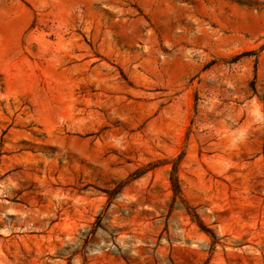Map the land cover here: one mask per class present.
Returning a JSON list of instances; mask_svg holds the SVG:
<instances>
[{
	"label": "rangeland",
	"instance_id": "374dc122",
	"mask_svg": "<svg viewBox=\"0 0 264 264\" xmlns=\"http://www.w3.org/2000/svg\"><path fill=\"white\" fill-rule=\"evenodd\" d=\"M263 145L264 0H0V264H264Z\"/></svg>",
	"mask_w": 264,
	"mask_h": 264
},
{
	"label": "trees",
	"instance_id": "16d2710c",
	"mask_svg": "<svg viewBox=\"0 0 264 264\" xmlns=\"http://www.w3.org/2000/svg\"><path fill=\"white\" fill-rule=\"evenodd\" d=\"M262 155L264 157V145L262 148ZM170 183H171L174 199L180 198L181 197V187H180L178 176H177V162L174 163L173 170L171 172ZM188 213L193 219V221L197 223L201 231L208 234L213 239V242L215 243V240H216L215 234L203 224V222L200 220L196 212L192 209H188Z\"/></svg>",
	"mask_w": 264,
	"mask_h": 264
}]
</instances>
